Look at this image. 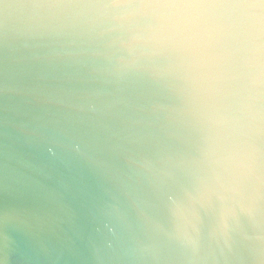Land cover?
Wrapping results in <instances>:
<instances>
[{
	"label": "water",
	"instance_id": "1",
	"mask_svg": "<svg viewBox=\"0 0 264 264\" xmlns=\"http://www.w3.org/2000/svg\"><path fill=\"white\" fill-rule=\"evenodd\" d=\"M113 2L0 0V264H264V36L142 53ZM194 171L257 218L178 234L157 187Z\"/></svg>",
	"mask_w": 264,
	"mask_h": 264
},
{
	"label": "clouds",
	"instance_id": "2",
	"mask_svg": "<svg viewBox=\"0 0 264 264\" xmlns=\"http://www.w3.org/2000/svg\"><path fill=\"white\" fill-rule=\"evenodd\" d=\"M105 15L129 26V47L142 53H202L225 37L248 49L264 36V15L225 11L217 0H114ZM174 184L161 183L157 191L167 198V210L182 236L200 222L201 212H211L224 228L231 221L257 218L259 193L237 180L194 171Z\"/></svg>",
	"mask_w": 264,
	"mask_h": 264
}]
</instances>
